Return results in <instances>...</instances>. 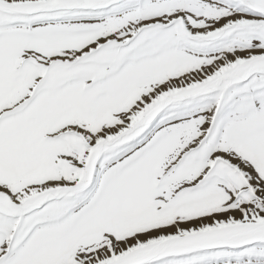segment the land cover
Listing matches in <instances>:
<instances>
[{
	"label": "snow or ice",
	"instance_id": "obj_1",
	"mask_svg": "<svg viewBox=\"0 0 264 264\" xmlns=\"http://www.w3.org/2000/svg\"><path fill=\"white\" fill-rule=\"evenodd\" d=\"M0 264H264V0H0Z\"/></svg>",
	"mask_w": 264,
	"mask_h": 264
}]
</instances>
